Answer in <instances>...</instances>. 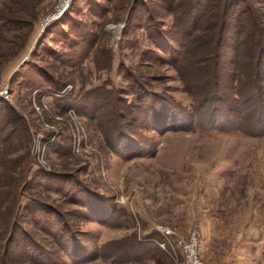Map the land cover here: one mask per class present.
Returning <instances> with one entry per match:
<instances>
[{"label":"rangeland","instance_id":"374dc122","mask_svg":"<svg viewBox=\"0 0 264 264\" xmlns=\"http://www.w3.org/2000/svg\"><path fill=\"white\" fill-rule=\"evenodd\" d=\"M170 1L71 0L55 18L62 0H0V89L9 91L8 99L0 96V264L12 261L3 255L10 232L4 225L14 219L18 204L35 195L58 210L63 222L57 221L51 236L32 220H19L43 247L61 255L58 264H186L180 241L187 242L193 231L199 233L198 255L205 264H264V135L237 130L244 122L232 105L221 107L211 99L201 109V122L188 130L179 123L165 132L145 129L142 124L149 122L140 117L135 124L140 127L128 132L146 138L147 146L123 149L125 157L107 147L96 121L78 112L80 96L89 89L127 88L121 72L126 66L141 72L153 91L191 108L194 100L174 65L140 60L153 48L151 31L174 26ZM253 6L264 26V0ZM144 8L152 21L142 19ZM216 22L217 28L221 22ZM238 33L237 40L245 38V45L257 50L258 35ZM226 56L221 96L229 100L236 66L233 51ZM255 69L253 63L252 78ZM45 73L51 82L43 83ZM59 101L74 108L63 111ZM259 106H251L252 116ZM10 108L25 128L4 127ZM85 111H96L103 122L106 112L112 117L111 108ZM260 125L247 127L257 131ZM141 152L149 153L132 157ZM39 168L74 174L77 181L64 184L71 195L30 188L27 181ZM78 183L89 193L76 194ZM74 199L85 206L70 202ZM43 218V223L58 219L50 213ZM71 233L74 238L64 236ZM63 246L77 261L60 252Z\"/></svg>","mask_w":264,"mask_h":264},{"label":"trees","instance_id":"16d2710c","mask_svg":"<svg viewBox=\"0 0 264 264\" xmlns=\"http://www.w3.org/2000/svg\"><path fill=\"white\" fill-rule=\"evenodd\" d=\"M170 2L172 3L171 12L175 15L174 26L171 29L159 27L157 30L151 31L149 39L153 48L145 50L141 54L140 60H155L174 65L183 81L185 91L194 100L191 108L184 107L171 97H169L170 100L167 98L168 96L165 97V95L153 91L150 89V83L141 72L124 66L125 68L121 72L128 83V87L112 86L109 88L102 85L85 91L79 99V114L96 121L98 129L103 134L105 144L117 155H123V149H136L137 147L138 149H145L147 146L145 143L146 138L139 137L137 139L136 136L131 135L133 132H128L130 127H137L135 124L139 122L140 117L149 122L147 125L142 124L145 129L165 132L178 129L175 125L179 123L183 125L181 129L188 130L197 122H201V109L206 108L205 103L212 100L220 103L221 107L232 105L230 109L233 108L234 113L239 117L238 119L244 122V125L239 124L240 127H237V130L245 131L247 134L252 133L255 136H263L264 126L260 125L257 131L247 127L252 122H255L256 126L257 124H264V36L262 37L264 26H262V21L259 20L261 13L253 6V2L259 3L263 0H189L188 2H185V0H171ZM146 12L147 8H144L142 19L147 17L149 21H152L153 18L146 16ZM131 17L129 16V21ZM216 20L221 22L217 28L215 25ZM205 22L207 23L203 25ZM233 23H235V30L233 28L234 32H231ZM242 28L248 30L250 34L259 36L256 40L257 50H254V52L245 45V38L244 40L243 38L237 40L238 32L241 33ZM228 49L233 51L235 60L232 61V64L236 66L231 76V91L227 95L230 96L229 100L225 95L221 96L222 73L225 76L228 74L227 71L225 72L227 67L226 51ZM161 54L168 55L169 61H166ZM244 55H249L247 60L243 57ZM253 63L256 66L255 78H252L249 72ZM223 67H225L224 72ZM44 75L45 81L43 83L52 81L46 73ZM99 95L104 98V102L98 98ZM129 96H132L131 100L127 98ZM256 103L260 104L259 113L255 112L256 116H252L249 110ZM58 106L63 111L74 108L72 104L64 106L60 101ZM75 107L77 106L75 105ZM85 107H95L97 111L110 110L111 108L112 117H108L109 114L105 111L103 122V118H100L98 113L95 114L96 111L93 115L88 114ZM4 116V127H10L11 129H19L21 126L26 127L22 122V116L15 108H10V112ZM227 121L230 123V120ZM170 125L173 128L169 127ZM229 125H231L230 130L235 128L233 122ZM139 127L140 125L137 128ZM148 153L141 152L130 156L135 157ZM123 157L125 156L123 155ZM76 178L72 173L61 174L58 171H45L39 168L32 173L27 182L32 189H39V191L52 190L61 193L63 197H67L68 194L71 195L69 193L71 190H66L64 184L68 182L75 183ZM46 181L49 182L47 185ZM78 188L76 194L89 193L83 183H78ZM35 198L36 195L29 198L25 203L18 204L16 207L18 212L15 213L14 219L13 217L10 218L8 223L6 222V225H4L3 230L8 232L10 227V232L8 238L4 241L3 255H10L12 260H4L5 264H13L11 262L18 264H58L63 261L56 250L53 251L43 247L22 227L19 219H30L36 229L52 236L54 235L52 233L54 231L53 227L59 223L57 221L63 222V215L58 210ZM70 202L84 205L83 202L76 199ZM49 213L58 219L53 221L50 218L49 223L46 219L43 223V216L49 215ZM37 214L43 216L37 218ZM64 229V232L68 231L65 225ZM64 236L74 238L73 233L70 236L68 234ZM61 237L63 236L61 235ZM77 248H79L78 244L74 245L73 251H71L74 253L79 250ZM71 251L64 246L60 250L73 261H77V257ZM16 254H19L21 259L17 260L19 256H16Z\"/></svg>","mask_w":264,"mask_h":264},{"label":"built area","instance_id":"2783aa9c","mask_svg":"<svg viewBox=\"0 0 264 264\" xmlns=\"http://www.w3.org/2000/svg\"><path fill=\"white\" fill-rule=\"evenodd\" d=\"M71 0H62V3L58 5V12L54 15L55 18H58L62 13L66 11V9L70 6ZM0 96L6 99L9 98L8 88L0 89ZM167 234H172L169 229L163 230ZM198 241H199V233L198 231H193L187 242L182 243L180 241L184 251L186 253V264H205L198 255Z\"/></svg>","mask_w":264,"mask_h":264}]
</instances>
